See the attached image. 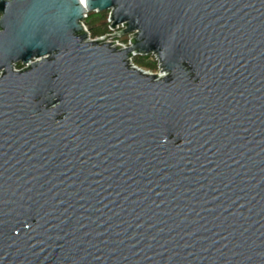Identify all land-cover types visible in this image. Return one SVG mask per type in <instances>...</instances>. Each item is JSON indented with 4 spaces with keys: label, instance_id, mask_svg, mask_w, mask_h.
<instances>
[{
    "label": "water",
    "instance_id": "obj_1",
    "mask_svg": "<svg viewBox=\"0 0 264 264\" xmlns=\"http://www.w3.org/2000/svg\"><path fill=\"white\" fill-rule=\"evenodd\" d=\"M0 264H264V0H0Z\"/></svg>",
    "mask_w": 264,
    "mask_h": 264
},
{
    "label": "built area",
    "instance_id": "obj_2",
    "mask_svg": "<svg viewBox=\"0 0 264 264\" xmlns=\"http://www.w3.org/2000/svg\"><path fill=\"white\" fill-rule=\"evenodd\" d=\"M106 14H107L106 23L108 25V33H106L105 35H102V36H99V37H96V38H90L89 35H88V31H87L86 27L84 26V24L82 22V26H83L84 30L86 31V33L88 35L87 41L97 42L99 44H110V43H112L110 45V48L114 49L116 51H123V50L131 47L132 46V41H133V39L135 37V33L136 32H132V33H129V34H126V35H122V36L120 35V36L114 37V36L118 35L119 33H121L123 30H125L126 26L118 25L116 27V29L113 30L111 28V23H108L109 22V17H110V12H106ZM86 15L87 14H85V17H86ZM101 40H103V41L102 42H98V41H101ZM147 56L149 57L150 61L155 63V70H153V71L138 67L134 63V59L136 57H147ZM127 63H128V67L130 69H137L139 71H142L144 74H146L148 76H154V77H156V80L162 79V78H164L166 76V73H164L161 70L160 61L157 59L156 55L153 54V53L142 55V54H138V53L135 52V53L129 55V57L127 58ZM21 66L22 67L17 70V69H14L15 68V65H14L13 70L17 71V72H20L23 69L27 70L29 65H24V66L21 65Z\"/></svg>",
    "mask_w": 264,
    "mask_h": 264
},
{
    "label": "trees",
    "instance_id": "obj_3",
    "mask_svg": "<svg viewBox=\"0 0 264 264\" xmlns=\"http://www.w3.org/2000/svg\"><path fill=\"white\" fill-rule=\"evenodd\" d=\"M107 14L106 12L102 13H88L83 19V24L88 31L90 38H96L108 33V25L106 23ZM134 63L143 69L150 71L155 70V63L149 60V57H136ZM22 66L18 63L15 65V68L20 69Z\"/></svg>",
    "mask_w": 264,
    "mask_h": 264
},
{
    "label": "rangeland",
    "instance_id": "obj_4",
    "mask_svg": "<svg viewBox=\"0 0 264 264\" xmlns=\"http://www.w3.org/2000/svg\"><path fill=\"white\" fill-rule=\"evenodd\" d=\"M14 69H17V68H14ZM18 70V69H17Z\"/></svg>",
    "mask_w": 264,
    "mask_h": 264
}]
</instances>
